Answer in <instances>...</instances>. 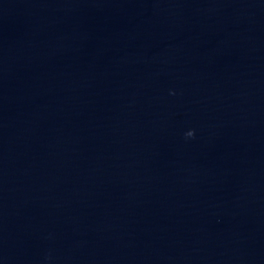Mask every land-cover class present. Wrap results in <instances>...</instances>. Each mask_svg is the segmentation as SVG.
Instances as JSON below:
<instances>
[{
	"label": "water",
	"instance_id": "1",
	"mask_svg": "<svg viewBox=\"0 0 264 264\" xmlns=\"http://www.w3.org/2000/svg\"><path fill=\"white\" fill-rule=\"evenodd\" d=\"M0 264H264V0H0Z\"/></svg>",
	"mask_w": 264,
	"mask_h": 264
},
{
	"label": "clouds",
	"instance_id": "2",
	"mask_svg": "<svg viewBox=\"0 0 264 264\" xmlns=\"http://www.w3.org/2000/svg\"><path fill=\"white\" fill-rule=\"evenodd\" d=\"M188 136H193L194 135V130L190 131L189 133H187Z\"/></svg>",
	"mask_w": 264,
	"mask_h": 264
}]
</instances>
